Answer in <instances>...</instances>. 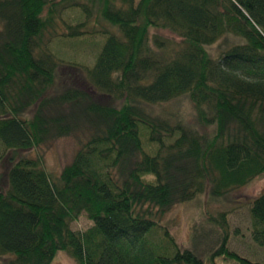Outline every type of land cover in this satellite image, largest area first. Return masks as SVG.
<instances>
[{
	"label": "trees",
	"instance_id": "16d2710c",
	"mask_svg": "<svg viewBox=\"0 0 264 264\" xmlns=\"http://www.w3.org/2000/svg\"><path fill=\"white\" fill-rule=\"evenodd\" d=\"M95 36L94 63L70 66L112 104L55 89L67 61L53 43ZM68 136L79 148L59 173L28 155ZM3 161L6 264L60 250L77 264H264L231 249L226 211L192 225V248L162 222L207 188L219 199L264 174V0H0V173ZM82 214L93 225L76 232ZM250 214L264 247V192Z\"/></svg>",
	"mask_w": 264,
	"mask_h": 264
},
{
	"label": "rangeland",
	"instance_id": "374dc122",
	"mask_svg": "<svg viewBox=\"0 0 264 264\" xmlns=\"http://www.w3.org/2000/svg\"><path fill=\"white\" fill-rule=\"evenodd\" d=\"M139 0H136L138 2ZM64 19L67 22L75 23L83 20L79 10L66 11ZM230 41L232 38L229 39ZM105 41V37H82L77 40H61L53 43L52 50L58 58L65 62L61 64L57 71L55 89L71 84L78 88L90 92L94 99L102 103H114V100L96 92L90 87L79 68L70 66L73 64L92 65L97 52ZM224 41H220L208 50L212 56L216 55L225 47ZM222 45V46H221ZM214 54V55H213ZM69 64V65H68ZM77 66V65H76ZM55 90V91H56ZM180 109L190 113L186 101L181 103ZM79 148L76 136H68L54 141L52 144L43 146L36 150H31L28 155L44 156L46 167L52 173H59L61 169L71 162L75 152ZM2 172L0 173V189H8V172L11 162H2ZM264 192V174L260 175L249 183L246 187L230 193L228 196L213 199L209 195V189L196 197L194 200L174 206L162 218L163 224L167 225L182 248H192L191 227L205 214V212L216 214L219 211H226L229 222V246L240 255L254 261L264 263V247L254 242L252 238V218L250 214L251 202ZM93 225L86 214L71 223V228L76 232H84ZM202 253L203 248L199 249ZM13 254H7L0 259V264H6V260L13 258ZM205 258V257H204ZM51 264H77L75 259L66 251L60 250L55 254Z\"/></svg>",
	"mask_w": 264,
	"mask_h": 264
}]
</instances>
